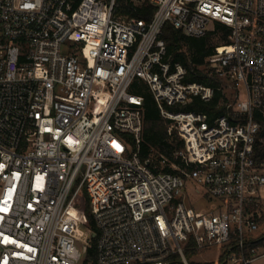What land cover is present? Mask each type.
<instances>
[{"label": "built area", "instance_id": "obj_1", "mask_svg": "<svg viewBox=\"0 0 264 264\" xmlns=\"http://www.w3.org/2000/svg\"><path fill=\"white\" fill-rule=\"evenodd\" d=\"M144 1L0 0V264H83L85 194L98 264H167L177 253L189 264L191 241L224 247L221 264L264 255V0H148L149 20L124 12ZM167 23L193 37L229 29L208 57L233 89L214 119L184 109L215 88L185 81ZM137 80L184 141L149 163ZM188 180L210 208L181 199Z\"/></svg>", "mask_w": 264, "mask_h": 264}, {"label": "trees", "instance_id": "obj_2", "mask_svg": "<svg viewBox=\"0 0 264 264\" xmlns=\"http://www.w3.org/2000/svg\"><path fill=\"white\" fill-rule=\"evenodd\" d=\"M154 11L155 6L148 2V0H145L136 9H124L125 13L147 20L152 17ZM228 34L229 29L223 24L217 25L216 30L209 32L203 37L188 36L181 30L174 28L171 23L165 25L162 37L166 41L168 54L172 57L173 61H178L186 67L187 74L185 81H196L215 88V94L211 100L205 101L196 96L184 106L186 111L202 112L207 114L210 119H214L224 112L226 103L229 100L222 89L226 80L209 67L208 57L214 52L215 46L218 45L213 42V39L218 37L219 41L223 43L228 40ZM132 91L140 93L144 97L143 140L140 146L141 158L146 161L152 154L158 156L160 153L172 156L176 149L183 147L184 141L176 131L172 134L169 133L170 120L161 115L160 109L147 84L137 80L132 87ZM259 121L261 127L257 142L255 143V158L257 162H264V117H259ZM77 206L84 219L85 227L91 230V234L97 233L96 236L91 235L83 264H98L97 241L99 230L92 215L89 198L86 194L77 202ZM187 250H197L193 241L187 245ZM188 263L193 264L189 260ZM221 263L222 256L220 257L219 264ZM167 264L185 263L181 255L177 253L169 257Z\"/></svg>", "mask_w": 264, "mask_h": 264}, {"label": "rangeland", "instance_id": "obj_3", "mask_svg": "<svg viewBox=\"0 0 264 264\" xmlns=\"http://www.w3.org/2000/svg\"><path fill=\"white\" fill-rule=\"evenodd\" d=\"M213 24L208 25V29H212ZM213 42L216 44H221L218 37L213 39ZM227 83V80H226ZM242 98L246 97V91L240 87ZM226 95L228 98L233 97V89L227 87ZM196 184L193 180H188L186 187L183 188L181 192V199L189 206H193L197 210L208 209L212 206V203L208 201L207 196L203 193H198L196 191ZM264 205V203H263ZM185 246V244H183ZM225 248L222 246H214L211 248H206L202 250H187L185 247V252L188 260L193 264H219L220 255L224 252ZM229 264H240V263H229ZM251 264H264V255L255 259Z\"/></svg>", "mask_w": 264, "mask_h": 264}, {"label": "water", "instance_id": "obj_4", "mask_svg": "<svg viewBox=\"0 0 264 264\" xmlns=\"http://www.w3.org/2000/svg\"><path fill=\"white\" fill-rule=\"evenodd\" d=\"M146 163H149V160H147ZM96 235H97L96 232L92 233V236H96Z\"/></svg>", "mask_w": 264, "mask_h": 264}, {"label": "crops", "instance_id": "obj_5", "mask_svg": "<svg viewBox=\"0 0 264 264\" xmlns=\"http://www.w3.org/2000/svg\"><path fill=\"white\" fill-rule=\"evenodd\" d=\"M262 227H264V225Z\"/></svg>", "mask_w": 264, "mask_h": 264}]
</instances>
